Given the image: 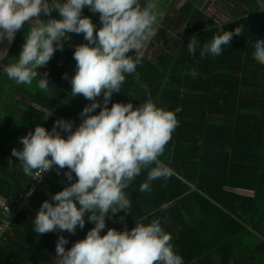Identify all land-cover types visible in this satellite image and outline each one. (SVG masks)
Returning <instances> with one entry per match:
<instances>
[{
	"label": "trees",
	"instance_id": "1",
	"mask_svg": "<svg viewBox=\"0 0 264 264\" xmlns=\"http://www.w3.org/2000/svg\"><path fill=\"white\" fill-rule=\"evenodd\" d=\"M199 2L161 3L168 13L157 12L156 33L143 48L142 64L126 75L122 89L109 101V107L115 102L138 107L147 99L141 87L146 84L158 106L182 110L176 113L178 126L159 157L173 175L167 181L154 180L150 192H141L148 169L142 170L124 190L129 213L108 214L101 234L108 228L130 230L136 222L159 219L184 264H264V65L252 57L255 42L264 39V9L257 0H232L227 19L206 23ZM51 15L60 18L55 9ZM82 15L101 26L99 13L84 7ZM41 19L48 17L41 14ZM238 27L243 37L233 38L221 55L200 56L203 44ZM26 28L27 23L1 65L16 59ZM193 37L199 47L190 55L187 44ZM81 43H87L83 34H71L63 41V50L39 69L41 76L47 73V91L40 90L35 80L30 86L16 85L0 72V200L15 207L22 197L28 198L0 230V264H45L41 254L47 251L56 257L60 235L68 239L65 247L70 248L94 226L86 219L75 233L37 234L32 221L43 201L76 177L73 173L69 181L64 175L68 169L54 165L31 191L32 178L11 155L13 148L22 147L20 138L37 124L51 131L58 119L75 122L81 117L87 99L71 96L70 84L76 71L74 49ZM98 100L103 106L102 94ZM6 218L0 207V228Z\"/></svg>",
	"mask_w": 264,
	"mask_h": 264
},
{
	"label": "clouds",
	"instance_id": "2",
	"mask_svg": "<svg viewBox=\"0 0 264 264\" xmlns=\"http://www.w3.org/2000/svg\"><path fill=\"white\" fill-rule=\"evenodd\" d=\"M257 4L264 9V0ZM84 7L99 13L100 27L82 15ZM54 9L60 18L52 17ZM154 9L153 0H0V41L12 42L27 23L16 59L0 65V72L16 85L30 86L35 80L40 90L47 91V73L41 76L39 69L57 50H63V41L71 34H83L87 41L74 49L76 71L70 78L71 96L83 95L91 101L80 113L82 122L74 131L72 121L65 119L56 120L51 131L37 124L34 131L20 138L22 147L11 153L32 179L54 165L68 169L64 175L69 181H73V173L76 177L43 201L32 221L37 234L75 233L86 219L94 222L86 236L70 248L65 247L68 239L60 235L51 264H184L159 219L136 222L130 230L108 228L101 234L108 214L129 213L124 190L142 170L148 169L139 186L141 192H150L154 180L167 181L173 175L159 157L178 126L176 113L182 109L158 106L146 84L141 87L147 99L138 107L131 102L108 106L113 93L122 89L126 75L135 73L143 62V48L158 24L159 14ZM41 14L48 19H41ZM242 37L241 27L234 33L224 31L199 48L200 56H219L233 38ZM198 47L194 37L187 44L190 55H195ZM5 55L7 49L0 51V57ZM252 57L264 65V39L255 42ZM192 74H196L194 70ZM101 94L103 106L97 100ZM97 108L98 113L90 114Z\"/></svg>",
	"mask_w": 264,
	"mask_h": 264
},
{
	"label": "rangeland",
	"instance_id": "3",
	"mask_svg": "<svg viewBox=\"0 0 264 264\" xmlns=\"http://www.w3.org/2000/svg\"><path fill=\"white\" fill-rule=\"evenodd\" d=\"M166 0H153V3L155 4V11L159 12L161 14H167L168 11L162 6ZM232 0H201L200 2V8L205 11L208 18H206V23L209 22V20H213L215 22L222 21L227 17H229L230 13L228 14V8ZM162 3V4H161ZM21 102L28 104L26 100L23 98L17 97Z\"/></svg>",
	"mask_w": 264,
	"mask_h": 264
},
{
	"label": "built area",
	"instance_id": "4",
	"mask_svg": "<svg viewBox=\"0 0 264 264\" xmlns=\"http://www.w3.org/2000/svg\"><path fill=\"white\" fill-rule=\"evenodd\" d=\"M100 97V96H99ZM99 97H97V100L99 99ZM91 101L87 100L84 104V107L88 104H90ZM90 114H95L94 113H90ZM82 122V117H80L77 121L75 122H72L73 123V131L75 130L76 127L79 126V124ZM67 135V133H65ZM49 171L45 172L42 174V176L40 178H36V179H32V183H31V186H30V190H35V188L44 180L45 176L48 174ZM26 202H28V198L25 196V197H22V202L20 204H18L17 206L15 207H9L6 203H4L2 200H0V207H2L3 209V212L5 214H7V216L9 217V219H3V223H2V227L0 228V230H2L3 227H5L7 224H8V221H10V219L12 217L15 216L17 210L23 205L25 204Z\"/></svg>",
	"mask_w": 264,
	"mask_h": 264
},
{
	"label": "water",
	"instance_id": "5",
	"mask_svg": "<svg viewBox=\"0 0 264 264\" xmlns=\"http://www.w3.org/2000/svg\"><path fill=\"white\" fill-rule=\"evenodd\" d=\"M20 30H18L15 34V36L18 34ZM13 41L12 42H9L7 39L3 40V41H0V51H3L4 49H7V53L12 45ZM6 56V55H5ZM5 56L3 57H0V65L3 61V59L5 58Z\"/></svg>",
	"mask_w": 264,
	"mask_h": 264
},
{
	"label": "crops",
	"instance_id": "6",
	"mask_svg": "<svg viewBox=\"0 0 264 264\" xmlns=\"http://www.w3.org/2000/svg\"><path fill=\"white\" fill-rule=\"evenodd\" d=\"M200 2H201V0H200ZM200 2H199V5H200ZM227 18L228 17L226 16L225 19H227ZM217 22H219V21H217ZM54 259H55V257L47 251H43V253L41 254V260L45 264H51V261H53Z\"/></svg>",
	"mask_w": 264,
	"mask_h": 264
}]
</instances>
